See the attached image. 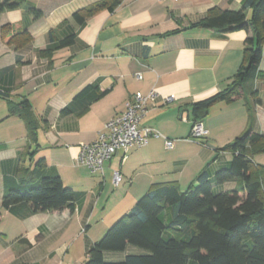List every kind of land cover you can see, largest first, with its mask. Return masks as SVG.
Listing matches in <instances>:
<instances>
[{
    "label": "crops",
    "instance_id": "1",
    "mask_svg": "<svg viewBox=\"0 0 264 264\" xmlns=\"http://www.w3.org/2000/svg\"><path fill=\"white\" fill-rule=\"evenodd\" d=\"M99 1L24 0L19 8L0 14V27L19 23L31 38L15 49L0 34V93L6 95L0 97V264H83V255L110 223L154 184L174 182L185 191L203 170L214 193L240 183L235 179L217 184L214 175L232 160L222 148L247 128L242 102L218 103L209 109L202 122L205 146L189 139L191 105L226 89L242 64L243 42L251 32L189 27L210 8L238 10L243 0H123L113 12L98 11L80 28L72 15ZM29 9L40 11V18L32 19ZM49 31L57 40L77 34L71 46L53 53L51 66L40 56ZM18 59L25 64L18 65ZM259 68L264 74V47ZM87 86L97 87L92 102L91 91L76 97ZM252 88L261 100L255 108L254 130L264 134V77ZM152 90L158 96L148 104L140 127L161 137L129 151L125 159L117 152L96 173L78 162L81 147L93 142L134 94ZM168 97L173 101L165 103ZM23 100L39 122L35 140L28 138L19 117L6 118L8 103ZM66 106L73 112L63 115ZM165 138L175 140L171 149L165 147ZM41 158L65 187L83 194L74 212L30 214L19 204L17 217L3 210L4 179L25 184L26 170ZM253 162L264 172V152L255 154ZM115 172L121 175L117 186ZM114 256L108 253L104 258L122 260L114 261Z\"/></svg>",
    "mask_w": 264,
    "mask_h": 264
},
{
    "label": "trees",
    "instance_id": "2",
    "mask_svg": "<svg viewBox=\"0 0 264 264\" xmlns=\"http://www.w3.org/2000/svg\"><path fill=\"white\" fill-rule=\"evenodd\" d=\"M22 3L24 0H0V14L15 10ZM122 3L123 0H101L75 12L72 20L81 28L98 11L113 12ZM247 11H250L249 19ZM29 13L34 20L41 16L35 9H29ZM189 28L220 33L251 32L243 42L242 64L226 89L191 105L195 123L203 122L215 104L242 102L247 112V128L222 148L231 153L232 160L227 168L214 175L217 184L235 179L240 183L233 189L214 193L203 170L194 185L185 191L174 182L152 185L88 248L83 264H264V172L253 162L255 154L264 152V134L254 130L255 108L261 100L252 88L254 81L264 77L259 68L264 47V0H243L241 7L233 11L210 8ZM0 34L6 44H13L15 49L31 40L19 23L0 27ZM76 35L72 32L57 40L53 31H49L48 45L40 56L47 58L51 66L53 53L71 46ZM16 63L25 64L19 59ZM96 89V86H87L76 97L91 91L88 102H92L97 98ZM4 96L0 93V97ZM72 112V108L66 106L60 113ZM13 116L22 120L28 138L35 140L39 122L27 100L8 103L6 118ZM25 173L28 181L23 185H12L4 179L3 210L17 217L21 216L15 209L19 204L27 206L30 214L74 212L83 194L65 187L57 172L46 168L44 159H39ZM130 246L143 249L145 253L126 254L119 262L104 258L107 253H126Z\"/></svg>",
    "mask_w": 264,
    "mask_h": 264
},
{
    "label": "built area",
    "instance_id": "3",
    "mask_svg": "<svg viewBox=\"0 0 264 264\" xmlns=\"http://www.w3.org/2000/svg\"><path fill=\"white\" fill-rule=\"evenodd\" d=\"M158 96L154 90L146 95L134 94L126 103L125 110L109 119L103 129L97 134V138L88 145L81 147L78 162L86 166L92 173L102 170L106 161L110 160L117 152L123 154V159L129 151L146 147L151 138H159L161 135L148 127H140L148 104ZM173 101L172 97L164 99L165 103ZM207 131L202 122H195L190 129L189 139L206 145L202 142ZM175 140L164 139L167 149L174 146ZM121 181L118 172L113 174V184L117 186Z\"/></svg>",
    "mask_w": 264,
    "mask_h": 264
},
{
    "label": "rangeland",
    "instance_id": "4",
    "mask_svg": "<svg viewBox=\"0 0 264 264\" xmlns=\"http://www.w3.org/2000/svg\"><path fill=\"white\" fill-rule=\"evenodd\" d=\"M29 36H30V35H29ZM122 185H124V183L121 184L120 187H122ZM120 187H119V188H120ZM114 190H115V189L112 188V189L110 190L109 194L111 195V193H112ZM135 200H137V199H135ZM107 202H108V204H111V203L113 202V199H112V198H109ZM135 202H136V201H134V203H135ZM132 206H133V205H132ZM115 214H116V213L110 215L111 217H109V218H110V219H111V218H114V216H116ZM120 217H121V216H120ZM120 217H116V219H114V220L112 221V223H110V224L112 225V224H113L114 222H116ZM108 220H109V219H108ZM111 220H112V219H111ZM101 224H102V223H101ZM111 225H109V226L107 227V229H108ZM102 227H103V226H102ZM107 229H106V230H107ZM106 230H105V231H106ZM105 231H104V232H105ZM100 238H101V237H99V239H100ZM99 239H97L96 241H98ZM96 241H95V242H96ZM79 243H80V241H76L75 245L77 246ZM127 249H128V251H129V252H128V251H127V252H128L129 254H141V253H145V251H144L143 249L136 248V247H132V246H130V247L127 248ZM128 253H127V254H128ZM107 254H108V253H107ZM110 254L115 255V256L113 257L114 261L118 260V258H120V259H121V258H122V259L124 258V256H123L124 253L116 252V253H110ZM81 256H82V255H81ZM83 258H84V260H86V257H85L84 255H83Z\"/></svg>",
    "mask_w": 264,
    "mask_h": 264
}]
</instances>
